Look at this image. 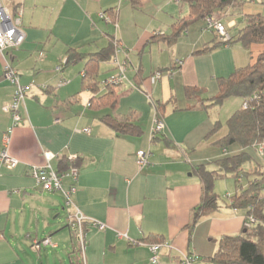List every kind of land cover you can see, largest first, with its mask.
<instances>
[{"label": "crops", "instance_id": "crops-1", "mask_svg": "<svg viewBox=\"0 0 264 264\" xmlns=\"http://www.w3.org/2000/svg\"><path fill=\"white\" fill-rule=\"evenodd\" d=\"M140 1L133 6L131 0H5L13 12L22 9L26 34L21 47L6 58L19 71L21 82L33 88L21 107L22 122L11 134L10 152L20 162L8 168L0 161V264H57L56 257L73 264L76 259L80 245L69 227L64 194L43 190L29 172L48 158L62 171L64 158L78 156L79 183L72 198L88 218L83 264H152L149 247L159 242L173 246L162 248L160 264H172L182 253L196 255L193 264L214 263L210 257L221 238L243 233L245 211L222 203L191 227L203 195L196 167L217 168L216 161L241 149L223 152L217 142L228 127L212 133L218 119L211 107L191 109L197 100L189 99L186 91L215 97L220 79L253 64L264 45L246 48L236 41L247 18L232 15L229 8L221 18L234 38L232 44L204 51L220 41L207 28L205 17L190 20L171 41L176 25L189 19L188 5ZM101 11L110 12L118 26L101 19ZM115 37L127 52L118 58L129 62L124 84L113 89L102 85L115 71L112 60L87 66L86 58L65 65L70 48L93 53ZM4 62L0 53V150L12 125L4 107L15 91L3 76ZM87 67L95 79L83 78ZM157 73L161 78L153 82ZM94 81L99 82L97 92ZM111 90L112 100L100 99ZM106 115L135 122L141 132L119 134L103 121ZM157 116L165 129L155 136ZM141 149L150 152L142 167L136 162ZM61 211L65 224L59 219ZM45 238L55 246L33 247L34 241Z\"/></svg>", "mask_w": 264, "mask_h": 264}, {"label": "trees", "instance_id": "trees-1", "mask_svg": "<svg viewBox=\"0 0 264 264\" xmlns=\"http://www.w3.org/2000/svg\"><path fill=\"white\" fill-rule=\"evenodd\" d=\"M181 1L189 7V19H183L176 25L177 31L170 36L171 41L178 38L190 20L206 18V16L216 13L221 16L223 11L236 4V0ZM140 2V0H131L133 6H138ZM233 39L232 37L230 44L234 42ZM236 41L246 48L257 43L264 45V15H247L246 25L240 29ZM221 44L224 43L218 41L213 46H206L204 51L211 50ZM114 55L115 46L112 41L107 47L93 53H83L70 48L65 65L77 64L88 58L87 66H89L112 60ZM83 78L88 81L95 79L88 67L85 69ZM98 83V81L93 83L94 92H97ZM219 85V93L212 98H204L201 92L187 89V97L197 100V105H192L190 108L208 110L210 107L223 104L232 97L243 99V102L247 103V107L242 106L231 114L227 120L228 133L217 142L222 149L227 148L231 151L233 148H238L241 151L216 161L217 168H210L209 164L196 167L195 171L203 186V195L201 203L194 212L191 227L198 223L201 216L213 213L220 208L221 203L219 195L215 192V184L221 178L234 176L239 190L229 197V205L244 210L246 219L254 216L257 221L251 227H245L241 234L226 235L221 238L219 249L210 257V260L217 264H264V160L258 156L256 159L258 153L255 148L264 139V49L254 64L238 68L227 78H221ZM114 87L116 86H107L106 88L113 89ZM113 95L111 90L100 99L112 100ZM112 105L115 106V103ZM103 121L119 134L141 132L140 126L135 122L118 119L113 115L104 116ZM221 127V122L217 121L212 133L219 131ZM253 160L257 161H255L257 163L255 172L250 173L243 170V166ZM77 164V161L64 158L60 163V169H68ZM242 175L248 179L245 188L241 185ZM74 254H76V259L72 258V263L83 264L81 249L77 248Z\"/></svg>", "mask_w": 264, "mask_h": 264}, {"label": "built area", "instance_id": "built-area-1", "mask_svg": "<svg viewBox=\"0 0 264 264\" xmlns=\"http://www.w3.org/2000/svg\"><path fill=\"white\" fill-rule=\"evenodd\" d=\"M181 1V0H177ZM99 17L108 23H114L117 27V20L113 19L112 14L108 12H99ZM23 11L22 9H17L13 12L10 6L5 2V0H0V53L5 58L3 76L9 83L14 87V96L10 103L6 104L4 110L9 112L12 116V125L4 133L3 136V147L0 150V161L8 168H15L20 160L11 154V134L13 129L17 127L23 119L21 114V107L25 104V100L29 92L33 88V84H24L21 82L19 71L13 67L11 62L6 58V53L9 51L17 50L24 43L26 34L23 29ZM207 28L214 30L220 41L224 44H229L232 38L226 24L223 22L221 17H216L215 15L206 16ZM112 42L115 46V55L112 62L115 66V71L113 74L108 76L102 81L104 87L107 86H120L127 80L128 71V59L121 61L118 58L120 52L127 54L125 48L121 42L115 37L112 38ZM61 69V67H59ZM85 73H83L84 75ZM161 78V73H157L153 76V82ZM91 105V104H89ZM243 107H247V103L243 102ZM165 129V122L162 118L156 117L154 120L153 134L163 132ZM85 132H89V129H84ZM256 151L258 155L264 160V139L256 145ZM225 154L229 153L227 148L223 149ZM149 150L141 149L136 153V162L140 167L145 166L149 160ZM72 161L78 159L77 155H72L69 158ZM31 176L36 180L38 186L43 190L48 192L62 191L65 197V211L69 221V227L71 228L75 238L77 239L82 251L85 250L86 240L84 237V225L88 221V218L81 212L79 207L75 204L72 196L76 193L79 183V168L77 165H73L66 170H57L53 167L48 158L44 165H35L30 168ZM68 182V186L65 187V182ZM257 219L254 216H250L245 221V227H251ZM100 228H104L105 225L101 222H94ZM41 245H53L51 238H45L43 241H34L33 247L39 249ZM172 248L173 246L168 242L152 243L150 245L151 251V263L160 264L161 262V250L162 248ZM197 259L196 255L182 253L180 256L174 259L172 264H193Z\"/></svg>", "mask_w": 264, "mask_h": 264}, {"label": "rangeland", "instance_id": "rangeland-1", "mask_svg": "<svg viewBox=\"0 0 264 264\" xmlns=\"http://www.w3.org/2000/svg\"><path fill=\"white\" fill-rule=\"evenodd\" d=\"M229 9H231L232 15H235V16L239 15L240 19L241 18L245 19V17L247 18V15H252V14L264 15V0H236V4L230 6ZM215 16L221 17L219 13H216ZM255 62H253V64ZM83 65H84L83 63L77 65L76 66L77 70H80ZM242 100L241 98L232 97V99H230L229 101L230 103L225 102L224 104L213 106L210 108V110L212 109L211 115L215 119H218V121L221 122L222 124V127H221L222 130L220 131L227 130L228 117H230L231 113H234L236 110L242 107L243 105ZM252 152H255V151L252 150ZM256 159H257V155H256ZM253 161L248 162L246 165H244L243 170L249 171L250 173H254L256 170L257 161L256 160H253ZM241 180H242L241 185H243V187L245 188L248 184V179L242 175ZM237 190H239L238 184H236L235 177L232 175L219 179L215 184V192L219 195V201L222 204L228 205L230 203L229 197L234 195ZM59 219L63 220L65 224L67 219L63 211H61ZM42 250L44 251V248ZM65 257H66L65 254H63L62 259ZM56 261H57V264H65L64 262H61V260L58 257H56ZM66 264H69L68 261ZM206 264H215V263H206Z\"/></svg>", "mask_w": 264, "mask_h": 264}]
</instances>
